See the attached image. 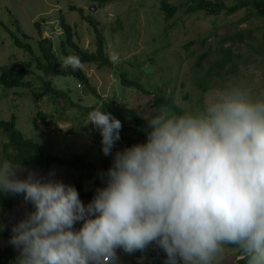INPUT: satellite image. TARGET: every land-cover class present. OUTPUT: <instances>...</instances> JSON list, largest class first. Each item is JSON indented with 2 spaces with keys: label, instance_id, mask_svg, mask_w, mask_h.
I'll return each instance as SVG.
<instances>
[{
  "label": "clouds",
  "instance_id": "1",
  "mask_svg": "<svg viewBox=\"0 0 264 264\" xmlns=\"http://www.w3.org/2000/svg\"><path fill=\"white\" fill-rule=\"evenodd\" d=\"M61 64L81 66L76 56ZM102 107L86 122L108 156L122 123ZM145 119L146 140L115 152L87 205L70 184L33 172L21 179L18 163L0 173V193L32 206L12 227L17 264H116L117 249L152 244L165 264H214L227 246L236 264H264V98L231 87L203 110L162 106Z\"/></svg>",
  "mask_w": 264,
  "mask_h": 264
},
{
  "label": "rangeland",
  "instance_id": "2",
  "mask_svg": "<svg viewBox=\"0 0 264 264\" xmlns=\"http://www.w3.org/2000/svg\"><path fill=\"white\" fill-rule=\"evenodd\" d=\"M171 3H184L186 0H168ZM227 5L237 1L247 2L238 11L227 16H206L201 12L187 15L180 8L174 16L166 20L160 9V0H0V20L10 29L16 31L13 20L18 21L20 31L18 35L28 40L34 49L37 40L43 36L52 37L53 50L56 60L61 64L63 58L71 56L73 48L64 44V33L61 27V17L73 25L75 35L73 40L80 47L88 51L95 49V39L90 24L81 17L77 9L69 8V4L81 6L85 13L94 16L99 23L103 38L104 51L110 55L116 54L117 61L96 67L94 63L81 62V67L89 77L91 85L96 92L89 90L84 85L77 86L78 81L70 75L52 76V83L58 87H70V96L76 98L75 105L63 104L60 101H51L43 97L37 104L31 96L27 86L5 87L0 84V119L15 116L17 127L25 134L37 140L46 153L70 157L72 154L84 156V160L94 162L97 167H102L107 161L112 166L115 152L127 147L125 139L116 142L112 154L105 156L102 147L95 142L101 141L96 128H84L88 113L79 114L85 105H94V109L102 107L107 112L106 105L113 98L121 99L126 104L141 109L145 118L150 117L165 104L148 106L149 95L139 92L134 87L123 86L118 80V71H124L128 77L140 81L144 88L159 91L165 96H172L183 112L203 110L219 92L231 87H242L248 90L255 98H264V18L261 15H251L238 22V19L247 10L253 11L260 7V0H222ZM264 1V0H263ZM83 12V13H84ZM39 22L35 25V22ZM0 23V67H18L22 62L32 69L35 63V54H29L21 47L15 45L9 32ZM234 29H243L247 34L243 39L223 41L224 37ZM206 37L201 43L200 38ZM191 41V43H189ZM230 44L236 56L233 62L218 68L215 61L221 57L219 49ZM62 46L64 52H62ZM202 57L201 65L208 67L214 63L220 71L207 77L212 83L205 85L203 90L195 82L194 75L200 68L197 66L199 54ZM233 67V69H232ZM44 78V76L42 77ZM24 80H30L35 89L38 87L36 72L29 73ZM78 92H77V89ZM79 93V97L77 96ZM171 109V108H169ZM37 110L47 113L44 119L36 114ZM177 114L176 111L173 110ZM6 134L0 130V173L14 163L8 161L2 154V143ZM135 141V136L130 137ZM145 139L137 142L142 143ZM25 171L17 175L23 179L28 172L35 173L42 178H52L70 184H82L84 190L94 191L102 187V182L97 179L95 167L84 168L53 163L47 169L37 165L19 164ZM76 188V187H75ZM78 191V190H77ZM95 193L81 200L87 205ZM32 210L30 204H25L21 195L19 203L7 211L0 207V223L6 230V235L0 238V253L6 251L7 264H17L19 255L10 243L12 227L22 220L28 211ZM77 228L80 224L76 225ZM158 249L166 254L155 244L149 245L144 251L131 254L122 249L116 250V264H135L147 260L149 264H165L164 256L156 258L152 250ZM239 252L231 246L225 247L223 253L217 257L214 264H233ZM0 264H4L3 258ZM177 264H182L178 261Z\"/></svg>",
  "mask_w": 264,
  "mask_h": 264
},
{
  "label": "trees",
  "instance_id": "3",
  "mask_svg": "<svg viewBox=\"0 0 264 264\" xmlns=\"http://www.w3.org/2000/svg\"><path fill=\"white\" fill-rule=\"evenodd\" d=\"M247 2L237 1L232 5L225 4L222 0H186L184 3H171L168 0H160V9L164 13V17L166 20L171 19L174 14L182 8L183 12L187 15L196 14L198 12L203 13L206 16H227L228 14H233L238 11L242 6L246 5ZM257 5L260 7L257 10H247L244 15H242L238 22L241 20L247 19L251 13L255 15H261L264 18V1L260 0ZM69 8L77 9L82 18H84L91 26L92 32L94 34L95 39V49L93 51H88L83 49L78 45L76 41L73 40V36L75 35V30L73 25L67 22L64 16L61 17L60 25L62 27L64 33V40H60L61 45L65 43L70 45L74 51L71 52V56L79 57L80 62H90L94 63L95 66L101 67L105 64H111V60L109 59V54L104 51V38L99 27L98 20L89 13H85L83 7L76 6L75 4H69ZM84 12V13H83ZM0 23L2 21L0 20ZM15 24L16 31L10 29L7 25H4V28L9 32V36L11 37L13 43L18 47H21L23 50L28 52L29 54H35V63L32 65V69L22 62V64L18 67H9L7 65H2L0 67V84L5 87H13V86H27L30 89L32 99L37 104L39 100H42L45 96L51 101H60L63 104H72L75 105V99L70 95L71 88H61L52 83V76L55 75H70L75 77L78 82H82L87 89L96 92V88L91 85L89 77L86 75L84 69L80 66L78 69L73 70L71 67H62L56 60V53L53 50V41L50 36H43L37 40V48L34 49V46L28 41L25 40L29 38L27 34H23L25 37L22 39L17 32L20 31V27L18 25V21L16 19L13 20ZM39 22H35L37 25ZM264 29V25H263ZM245 36L243 29H234L229 32L223 39V41H231L234 39L241 40ZM264 39V32L262 34ZM206 40V37H201L200 41L203 43ZM191 43V41L189 42ZM216 49H219L221 52V57L219 60L214 63L218 68L225 67L226 64L233 62V57L237 54L234 53L230 44H227L224 48L223 44L218 45ZM62 52H64V48L62 46ZM199 54L197 59V66L200 70L195 73L194 78L195 82L198 86H200L203 90L206 84L212 83L207 77L210 75L211 71L213 73H219L220 71L215 67L214 63L208 67H203L201 65L202 57L206 55ZM233 64H235L233 62ZM233 69V67H232ZM36 72L38 78V87L40 89H35L32 87L31 82L29 80H24V77L29 74ZM44 76V78H42ZM118 80L123 86L134 87L139 92L145 93L149 95V99L147 102L148 106H154L162 103L167 105L171 110L176 111L177 114L184 113L181 107L175 102L172 96H165L161 90L159 91H151L144 88L143 84L135 78H130L124 71H118ZM81 83V84H82ZM82 84V85H83ZM83 85V86H84ZM77 89V88H76ZM78 92V89H77ZM79 97V93H77ZM121 99L113 98L111 103H108L106 107L108 108L109 113L112 114L116 119L120 120L122 123V129L120 130V141L125 139L127 147L138 143L137 141L140 139L146 140V130H147V120L143 116L141 109H138L135 106H131L130 104H126ZM53 104V103H52ZM82 110H79V114H86L90 111L94 110V105H85ZM37 115H40L42 118H46L48 116L47 113H43L41 110L36 111ZM84 128H93V126L89 123L83 125ZM0 130L6 134L7 139L2 143V154L4 157L16 164H28V165H37L41 169H47L53 163H58L60 165H69L74 167H84L90 168L95 167L97 172L96 182L99 180L102 182V187L105 186V181L101 179V174L106 173L110 168V164L106 161L102 167H97L94 162L90 160H84V156L80 154H72L70 157L59 156L53 153H46L42 147V145L35 139L25 136V134L17 127L15 116L11 115L8 119H0ZM99 137L101 139L100 133L98 132ZM135 136V141H131L130 137ZM98 147H102L101 141L95 142ZM82 184L76 183L75 187L78 190L80 199L83 200L86 197H89L96 193V190H84V187H81ZM21 195H11L0 193V207L7 211L9 208L14 207L17 203H19ZM6 235V230L4 226L0 223V238ZM152 254L156 256V258L164 256L167 258L166 254H163L158 249L152 250ZM6 251L0 253V260L3 258L4 264H7V257H5ZM135 264H149L147 260H143L142 262H135ZM236 264V261L233 262ZM239 264H244V261H240Z\"/></svg>",
  "mask_w": 264,
  "mask_h": 264
},
{
  "label": "built area",
  "instance_id": "4",
  "mask_svg": "<svg viewBox=\"0 0 264 264\" xmlns=\"http://www.w3.org/2000/svg\"><path fill=\"white\" fill-rule=\"evenodd\" d=\"M80 85H81V83H80V82H78L77 86H78V87H80Z\"/></svg>",
  "mask_w": 264,
  "mask_h": 264
}]
</instances>
